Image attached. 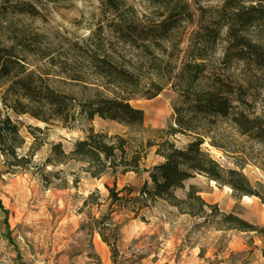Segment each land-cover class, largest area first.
<instances>
[{"label": "trees", "instance_id": "obj_1", "mask_svg": "<svg viewBox=\"0 0 264 264\" xmlns=\"http://www.w3.org/2000/svg\"><path fill=\"white\" fill-rule=\"evenodd\" d=\"M58 1L0 0V20L8 16L38 18L41 3ZM98 1L95 29L83 44H70L75 62L63 68L71 84L80 88L81 97L58 90L50 83L48 72L29 69L22 54L39 55V35L9 26L8 38L0 40V154L6 158L9 172L27 169L32 162L31 154H18L23 144L20 126L9 113L44 124L59 122L68 129L95 117L138 129L144 112L130 102L135 98L153 100L170 87L178 104L173 106L171 122L157 132V143L148 140L128 153V142L122 137L90 129L68 155L59 144L52 148L60 160L85 164V172L94 179L109 171L114 179L116 174H148L150 185L146 183L138 191L129 187L118 190L115 180L112 187L105 186L107 195L102 201L108 204L106 216L91 214L101 206L98 191L83 201L89 218L87 230L99 235L116 264L119 229L110 223L113 213L126 210L136 217L159 200L191 217L205 218L207 209L218 213L193 186L184 199L175 196L174 192L196 175L229 188L235 197L256 198L264 205V185H252L242 173V163L236 164V169H225L202 149L207 139L209 146L223 149L213 136L222 123L264 146V116L253 112L247 100L250 78L245 84L235 83L216 72L213 65L221 50L224 65L241 63L246 71L264 77V0H193L196 8L190 0ZM200 2L218 5L201 7ZM49 57L41 59L52 61ZM177 135L191 140L178 148L171 141ZM151 147H156L162 162L142 170L145 150ZM0 213L5 229L0 237L11 243L7 211L1 205ZM221 216L227 228L253 233L264 241V226L250 224L233 213Z\"/></svg>", "mask_w": 264, "mask_h": 264}, {"label": "rangeland", "instance_id": "obj_2", "mask_svg": "<svg viewBox=\"0 0 264 264\" xmlns=\"http://www.w3.org/2000/svg\"><path fill=\"white\" fill-rule=\"evenodd\" d=\"M190 2L196 8L193 0ZM99 7L98 0L43 2L38 18L8 16L0 20V40L5 42L8 38L9 26L31 36L39 35V55L22 54L29 69L48 72L50 83L58 90L81 97L80 88L71 84L63 68L75 62L70 44H83L95 29ZM46 55L52 61L41 59ZM222 59L219 50L213 58L216 72L235 83L245 84L246 78H250L247 100L253 112L264 116V77L246 71L241 63L224 65ZM130 104L144 112L141 128L131 129L95 117L90 122L80 120L77 126L68 129L59 122L44 124L29 116L9 113L20 126L23 144L18 154H31L32 162L27 169L9 172L6 158L0 154V205L7 211L11 232V243L0 237V264H113L108 248L106 260L98 252L102 246L99 235L87 230L89 218L83 201L98 191L101 206L92 209L91 214L95 218L106 216L108 204L102 201L107 195L105 186L112 187L115 180L118 190L129 187L138 191L144 184L150 185L148 174H116L114 179L109 171L94 179L85 172V164L60 160L52 148L59 144L68 155L74 144L92 129L108 137H122L128 142L130 153L136 145L144 146L148 140L157 143V132L171 122L173 106L178 102L176 93L168 87L153 100L135 98ZM218 127L213 136L223 149L209 146L208 139L202 149L225 169H236V164L242 163V173L250 183L264 185V146L240 136L227 123ZM190 140L180 135L171 138L178 148H184ZM145 151L142 170L162 162L155 153L156 147ZM191 186L204 202L215 205L218 213L207 209V217H191L162 200L141 210L136 217L126 210L113 213L110 223L119 229L116 264H264V241L253 233L229 229L220 221L221 214L233 213L250 224L264 226V205L256 198L235 197L229 188L200 175L187 180L183 189L174 192L175 196L184 199ZM2 218L0 213V232L4 234Z\"/></svg>", "mask_w": 264, "mask_h": 264}, {"label": "bare ground", "instance_id": "obj_3", "mask_svg": "<svg viewBox=\"0 0 264 264\" xmlns=\"http://www.w3.org/2000/svg\"><path fill=\"white\" fill-rule=\"evenodd\" d=\"M244 199H250L249 197H243ZM99 238V237H98ZM102 246L98 249V252L103 260L107 258V247L100 241Z\"/></svg>", "mask_w": 264, "mask_h": 264}]
</instances>
